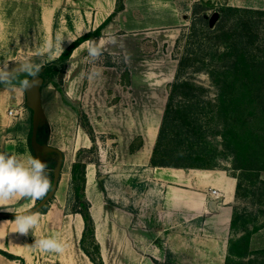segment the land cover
Instances as JSON below:
<instances>
[{
	"label": "rangeland",
	"instance_id": "rangeland-1",
	"mask_svg": "<svg viewBox=\"0 0 264 264\" xmlns=\"http://www.w3.org/2000/svg\"><path fill=\"white\" fill-rule=\"evenodd\" d=\"M105 1L61 0L55 13L44 19L42 7L36 2L0 0V62L7 61L10 69L25 57L31 58L40 68L52 63L60 55L42 51L45 41L54 39L58 33L73 38L84 35L89 29L87 20L96 15V8ZM175 2L177 24L161 26L171 19L163 16L157 6H167L169 0H130L131 7L122 17L124 27L118 33L111 30L106 36L110 41L115 38V50L119 45L120 53H109L107 48L98 61L92 62L87 55L86 43L72 55L66 73L56 80V85L44 81L42 105L45 118L39 134L46 139V144L57 150L61 147L73 155L79 128L87 132L83 106L89 83L94 84V95L108 96L104 105L109 106L118 102V94L125 97V107L139 95L142 98L147 94L167 96L171 99L170 102L167 100L170 105L166 121L167 142L186 151V155L188 152L201 155L196 165L224 171L237 180L229 264H264V95L255 94L239 100L232 99L229 94L223 105L219 86L225 77L222 70L235 62L231 57H223L222 53H240L237 51V44H240L241 48L250 51L252 59L264 58V15L230 13L223 19L222 11L229 7L264 11V0ZM230 48L234 49L229 51ZM93 69L100 74L89 79L88 74ZM219 69L222 77L219 75L216 81L212 72L218 73ZM262 78L258 77L256 82ZM23 79L31 77L18 74L10 85L0 84V151L6 146L20 150L28 144L33 113L26 104L25 91L20 87ZM100 106L101 103L96 105L97 108ZM166 108L163 117L136 118V123L144 126L150 120L155 121L160 131ZM11 109H17L18 115L8 116ZM124 116L126 125L133 122L127 112ZM186 116L198 118V134L192 125L189 126ZM112 118L106 128L114 129L118 125ZM226 121L230 124L228 131L224 128ZM176 125L186 126L187 132L180 133ZM126 127L128 139L129 126ZM92 135L93 146L79 150L73 158L81 163L95 164L98 176L108 178L103 188L109 202L116 205L120 198L119 203L124 205L123 197L126 196L127 205L132 207V186L137 172L135 167L119 164L118 136L111 131L101 134L95 130ZM119 135L123 141V129ZM142 142L141 137L134 140L131 151L139 148ZM58 160L54 153L43 159L48 167H56ZM172 161L188 163L186 158ZM86 245L96 257L92 241Z\"/></svg>",
	"mask_w": 264,
	"mask_h": 264
},
{
	"label": "crops",
	"instance_id": "crops-1",
	"mask_svg": "<svg viewBox=\"0 0 264 264\" xmlns=\"http://www.w3.org/2000/svg\"><path fill=\"white\" fill-rule=\"evenodd\" d=\"M10 1L36 2L42 7L44 19L54 14L62 4L61 0ZM174 4L175 0H169L167 6H157L162 10L163 16L171 19L161 26L177 24L178 9ZM130 7V0H124V10L116 13L110 26L103 32L101 38H104L105 49H110L109 53H120L118 50L121 47L118 45L115 50L114 44L106 36L111 30H116L115 33L122 30L121 27L125 24L122 17ZM116 8L117 0L102 2L100 7L96 8V15L93 14L90 20H87L89 29L85 34L100 27L115 14ZM101 38L96 41L100 42ZM76 39L77 37L73 41ZM92 86L94 84L89 83L86 89L83 109L93 130L101 134L110 131L116 134L119 143L117 147L120 148V152L117 151L119 164L135 167L137 172L132 186V207H129L126 196L123 197L124 205L119 203L120 198L116 205L109 202L103 188L108 183V178L98 176L95 164H88L86 167L85 193L91 204L90 213L95 223V237L104 264H228L233 242L237 180L224 171L152 167L151 158L159 127L151 120L144 126H139L136 118L163 117L167 96L147 94L142 98L143 96L139 95L135 97V101H130V106L125 107V97L118 94V102L109 106L104 105L108 102V96L94 95ZM98 103H101L100 108L96 107ZM126 112L133 117V122L128 125L125 124L124 118ZM111 116L118 123L114 129L105 126L109 124ZM126 126H129L130 132L128 139ZM120 129L125 132L123 141L119 135ZM139 137L143 141L141 146L131 151L133 141ZM75 141L72 153L74 156L79 150L93 146L90 136L82 128H79ZM49 146L53 147L50 144ZM58 149L64 156V162L57 190L47 211L37 212L40 215V223L34 232L30 230L27 235L14 232L13 221L16 214L0 209V215H6L0 217V264H94L81 247L85 231L84 219L81 214L71 212L72 166L76 161L65 149ZM0 152L16 154L25 159L28 156L35 157L31 141L30 146L23 145L20 150L18 147L13 149L6 146ZM100 177L104 178L100 180ZM213 190H218V193L223 195L222 199L211 195ZM211 201L217 202L214 210L209 209ZM35 206L36 201L29 199L18 200L14 205L17 214L26 213ZM47 237L61 240L65 245L64 252L45 253L32 246L37 238ZM2 252L17 259H9Z\"/></svg>",
	"mask_w": 264,
	"mask_h": 264
},
{
	"label": "trees",
	"instance_id": "trees-1",
	"mask_svg": "<svg viewBox=\"0 0 264 264\" xmlns=\"http://www.w3.org/2000/svg\"><path fill=\"white\" fill-rule=\"evenodd\" d=\"M124 10V0H117V8L115 14L111 15L100 27H98L95 31L89 32L75 41H73L68 47H66L62 54L53 61L52 63H48L47 65L41 67V71L39 72V76L43 78L45 84L47 82L53 83L56 85V80L66 73L68 62L75 50H77L82 44L87 41L98 40L103 37L104 29L111 23L112 19L115 17L116 13H119ZM230 13H248L255 16L264 15V11H254L249 9H239L234 7H229L222 11L223 19L228 16ZM262 43H260L261 45ZM239 45L238 49L234 46L237 51L240 53H222L223 57H231L235 60L233 64L229 67H224L222 70L223 78L222 83H219L220 86V100L223 105L228 101L227 96H230L232 99H246L254 96L255 94L264 95V58H254L250 57V51L246 48H241ZM234 48H230L231 51ZM235 52V51H234ZM230 58V59H231ZM213 78L217 81L218 76L220 75V69L218 73L216 70L212 72ZM222 77V75H220ZM260 77L262 80L260 82H256L257 78ZM233 79V80H232ZM169 102L171 99L168 100ZM170 104V103H169ZM170 105H167L166 115L164 117L163 124L160 127L157 143L153 152V156L151 158V166L152 167H162V168H176V169H201L207 170L208 167H204L203 165H196L200 161L201 155L194 152H188L180 150L179 148H174L170 143L167 142V113ZM222 110H225L223 108ZM83 115V114H82ZM224 116H227V113H223ZM85 123L84 128L87 129V133L90 136L91 140L94 141V137L92 135L93 129L87 118V116L83 115ZM188 118V119H187ZM185 119L189 122V126H193V131L195 134L199 133L200 127L197 125L198 118L196 117H185ZM195 123V124H193ZM180 131V133L185 132V127L183 125H176ZM225 130H229L230 124L229 122H224ZM226 131V132H227ZM187 132V131H186ZM47 137V136H46ZM38 140L41 144H46V139H42V134H39ZM31 141V133L28 139V145L30 146ZM173 148V149H172ZM175 158H186L188 163L179 162L175 163ZM181 160V159H180ZM192 161V162H189ZM88 162H83L78 159L72 168V179H71V188H70V206L71 212L74 214H81L84 222H85V231L83 238L81 240V247L83 251L89 256V258L93 261L94 264H104L100 247L96 241L95 237V223L90 213L91 204L86 197V167ZM54 169L55 165L48 167V174L52 181L54 182ZM238 189V186H237ZM51 192V191H50ZM42 202V200L36 201L35 208ZM51 200L47 202L44 206H42L38 212L44 213L47 211ZM30 212V211H29ZM235 215L233 219V227L235 226ZM91 240L93 245L95 246L96 257H94L89 249L87 248L86 243ZM9 259H17L13 255L2 252ZM229 264V263H228Z\"/></svg>",
	"mask_w": 264,
	"mask_h": 264
},
{
	"label": "clouds",
	"instance_id": "clouds-1",
	"mask_svg": "<svg viewBox=\"0 0 264 264\" xmlns=\"http://www.w3.org/2000/svg\"><path fill=\"white\" fill-rule=\"evenodd\" d=\"M73 37L56 34L54 39L45 41L42 51L51 54L53 51L62 54L64 46L73 42ZM115 43V38H111ZM105 42H87V55L90 61H98L104 54ZM41 71L40 66L34 64L29 57H25L15 68L10 69L7 61L0 62V84L10 85L18 74H26L32 79L20 81L22 90L30 89L38 80L34 79ZM95 69L89 72L88 78L94 79L99 76ZM53 188L48 174V165L38 157L28 156L26 159L16 154L0 152V209L15 213L14 232L27 235L30 230L34 232L40 223V215L36 212L17 214L15 203L21 199L31 201L43 200ZM35 249L45 253L62 254L65 250L64 243L56 237L37 238L32 245Z\"/></svg>",
	"mask_w": 264,
	"mask_h": 264
},
{
	"label": "water",
	"instance_id": "water-1",
	"mask_svg": "<svg viewBox=\"0 0 264 264\" xmlns=\"http://www.w3.org/2000/svg\"><path fill=\"white\" fill-rule=\"evenodd\" d=\"M32 79V78H31ZM38 80V84L33 86L30 89L25 90L26 94V104L29 109H31L33 116H32V136H31V147L34 152L35 157L40 158L42 161L45 157H47L49 154H57L59 157L58 163L54 169V182H53V188L51 192L45 197V199L42 200V202L34 209L30 210V212H38V210L44 206L47 202H49L55 195V192L57 190V186L59 183V179L61 176V171L63 168V162H64V156L61 153V151L49 146V145H43L38 141V135L40 132V126L41 122L44 120V110L42 105V88L44 84L43 78H41L39 75L34 78ZM104 177H100V180H102ZM217 202L211 201L209 203V209L214 210ZM29 212V211H28ZM6 215L1 214L0 217H5ZM11 217V215L9 216Z\"/></svg>",
	"mask_w": 264,
	"mask_h": 264
},
{
	"label": "built area",
	"instance_id": "built-area-1",
	"mask_svg": "<svg viewBox=\"0 0 264 264\" xmlns=\"http://www.w3.org/2000/svg\"><path fill=\"white\" fill-rule=\"evenodd\" d=\"M18 110L17 109H11L9 112H8V116H10V117H15V116H17L18 115ZM211 195H213L215 198H217V199H220V198H222V196L223 195H221V194H219L218 193V190H213V191H211Z\"/></svg>",
	"mask_w": 264,
	"mask_h": 264
}]
</instances>
